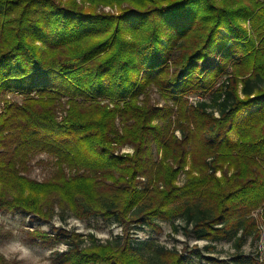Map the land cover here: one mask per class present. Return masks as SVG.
Returning <instances> with one entry per match:
<instances>
[{
	"label": "trees",
	"instance_id": "obj_1",
	"mask_svg": "<svg viewBox=\"0 0 264 264\" xmlns=\"http://www.w3.org/2000/svg\"><path fill=\"white\" fill-rule=\"evenodd\" d=\"M1 94L20 103L0 111V211L122 228L104 244L32 232L66 246L53 264H188L133 242L131 224L177 232L180 220L196 240L236 250L259 237L264 0H0ZM192 95L211 99L188 104ZM35 154L54 159L50 179L24 174ZM0 264L12 263L0 254Z\"/></svg>",
	"mask_w": 264,
	"mask_h": 264
},
{
	"label": "rangeland",
	"instance_id": "obj_2",
	"mask_svg": "<svg viewBox=\"0 0 264 264\" xmlns=\"http://www.w3.org/2000/svg\"><path fill=\"white\" fill-rule=\"evenodd\" d=\"M103 10L105 12L113 11L109 7H104ZM245 27L248 29V24H245ZM149 98L151 104L157 107L163 106L159 94L154 89L149 91ZM210 99L209 96L202 98L192 95L188 97V104L209 103ZM4 103L19 104L20 97L1 94L0 111L4 107ZM62 112V108H59L57 115H61ZM175 134L179 137L178 132ZM123 153H131V148L128 146L122 148L120 154ZM55 170L52 157L35 154L30 158L27 171L24 174L28 178L43 182L50 179ZM69 175L71 174L69 173ZM216 177H220L219 172ZM181 181L182 176L179 177L178 186H181ZM259 214V210L252 214L255 225L260 231L259 237L254 239L251 236L247 237L239 250L233 247L232 242L209 243L196 240L192 234L184 233V223L180 220L174 221L177 232L172 230L171 224L158 221L155 222V226L158 227L156 232L149 227H139L135 224H131L127 232L133 242L152 241L168 251L175 250L178 254L186 257L188 264H233L235 260L237 262L244 261L246 264H263L264 223ZM34 231L49 232L54 235L61 232H75L83 236L92 235L102 244L113 242L123 235L120 225L112 221L106 222L101 218L91 217L80 220L68 213L61 215L59 211H56L52 219L45 221L20 212L3 213L0 211V254L12 264H53L54 254L63 252L66 246L60 242L49 245L38 244L30 235Z\"/></svg>",
	"mask_w": 264,
	"mask_h": 264
}]
</instances>
